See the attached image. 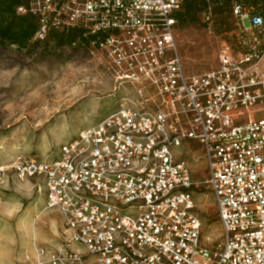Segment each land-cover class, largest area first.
Instances as JSON below:
<instances>
[{
  "label": "built area",
  "instance_id": "1",
  "mask_svg": "<svg viewBox=\"0 0 264 264\" xmlns=\"http://www.w3.org/2000/svg\"><path fill=\"white\" fill-rule=\"evenodd\" d=\"M24 2L17 14L38 20L36 39L71 27L103 37L125 96L56 158L15 166L21 180L41 183L45 208L66 227L36 264H264V0H232L224 34L212 7L202 11V27L220 41L217 67L202 74H188L178 50L183 0ZM200 158L222 229L216 250L202 243L196 212Z\"/></svg>",
  "mask_w": 264,
  "mask_h": 264
},
{
  "label": "rangeland",
  "instance_id": "2",
  "mask_svg": "<svg viewBox=\"0 0 264 264\" xmlns=\"http://www.w3.org/2000/svg\"><path fill=\"white\" fill-rule=\"evenodd\" d=\"M176 41L188 74L217 67L220 41L202 25L176 29ZM108 62L104 50L89 46L31 54L0 46V264H36L40 248L53 250L66 239L60 214L45 208L41 183L21 180L15 166L26 157L56 158L61 146L82 129L120 109L125 96L115 91L116 77L108 72ZM190 144L196 147L186 151L199 157L200 146ZM192 173L199 183L194 200L203 225L202 243L216 250L222 229L214 196L203 183L209 173L202 158L192 163Z\"/></svg>",
  "mask_w": 264,
  "mask_h": 264
},
{
  "label": "trees",
  "instance_id": "3",
  "mask_svg": "<svg viewBox=\"0 0 264 264\" xmlns=\"http://www.w3.org/2000/svg\"><path fill=\"white\" fill-rule=\"evenodd\" d=\"M251 6H257L263 0H236ZM232 0H183L180 9L175 14L176 29L200 24V14L211 6L219 18L215 26L217 34H224L230 28V13ZM25 5L24 0H0V46H15L28 54L42 49L63 47L89 46L92 49L100 47L98 35L88 33L83 28L71 27L65 30L52 29L44 40L36 39L39 28L38 20L31 15L17 14V8ZM95 43V45H93Z\"/></svg>",
  "mask_w": 264,
  "mask_h": 264
},
{
  "label": "clouds",
  "instance_id": "4",
  "mask_svg": "<svg viewBox=\"0 0 264 264\" xmlns=\"http://www.w3.org/2000/svg\"><path fill=\"white\" fill-rule=\"evenodd\" d=\"M7 214L11 215L12 214V210H8Z\"/></svg>",
  "mask_w": 264,
  "mask_h": 264
}]
</instances>
